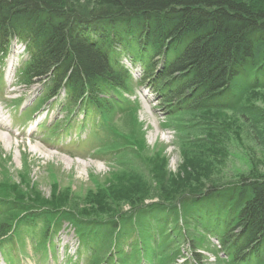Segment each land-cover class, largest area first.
I'll return each mask as SVG.
<instances>
[{
	"label": "trees",
	"instance_id": "1",
	"mask_svg": "<svg viewBox=\"0 0 264 264\" xmlns=\"http://www.w3.org/2000/svg\"><path fill=\"white\" fill-rule=\"evenodd\" d=\"M13 37L28 44L23 76L28 82L49 78L51 96L64 86L73 104L82 99L89 109L105 112L122 103L130 76L118 57L125 53L143 65L145 82L169 119L179 122L180 133L195 136L205 130L194 119L183 129L182 117L229 112L245 120L246 134L264 149V114L246 104L248 94L264 91V10L250 0H100L91 8L81 0H0L1 51ZM109 95L110 102L102 99ZM187 143L210 145L197 138ZM225 184L182 195L167 206L134 205L127 212L111 205L117 204L114 195L111 201L101 197L100 212L92 214L59 200H29L19 187L15 193L5 189L0 244L17 238L31 221L44 223L39 243L45 244L68 223L81 248L92 254L91 264L103 262L93 257L102 247L105 263L125 264L122 250L130 236L140 244L138 260L147 261L143 237L151 235L155 242L151 223L162 222L153 260L174 264L184 240L192 248V264H201L198 244L175 226L180 217L187 228L209 219L205 229L218 239L225 264H264V176ZM221 197L220 203L215 200Z\"/></svg>",
	"mask_w": 264,
	"mask_h": 264
},
{
	"label": "rangeland",
	"instance_id": "2",
	"mask_svg": "<svg viewBox=\"0 0 264 264\" xmlns=\"http://www.w3.org/2000/svg\"><path fill=\"white\" fill-rule=\"evenodd\" d=\"M99 1L81 0L89 8ZM250 1L264 10V0ZM130 56L120 53L118 57L125 69L130 68ZM4 62L0 55V123L4 124L0 125V134L9 139L10 147L0 141V193L7 192L5 189L15 193V187H19L29 200L35 197L44 203L59 200L61 203L58 204L87 214L100 212L99 199L107 197L111 201L114 195L117 204L111 205L127 212L134 205L161 203L167 206L182 195H196L214 185L224 189L225 183L230 181L264 176V149L259 141L250 140L243 126L245 120L238 119L233 113L206 112L200 118L182 117L180 120L187 124L183 129L189 128L194 119L203 125L207 134L180 133L179 122L169 119L163 107L155 103V98L144 88H138L140 86L130 78L129 91L125 92L122 103L112 104L105 112L90 111L83 129V117L77 116L67 131L60 134L61 127L68 124L65 114L50 112L44 119V110L48 108L43 107L46 103L40 97L42 88L28 87L20 72L16 79L8 82L2 74ZM110 98L113 96H102L108 102ZM125 100L127 104H123ZM246 104L264 114V91L248 94ZM37 108L42 109L41 115L33 121L31 115ZM95 119L99 120V126L93 124ZM56 122L60 123L57 130L53 129ZM35 124L40 126L37 128ZM27 127H30L29 131ZM214 129L215 136H210ZM196 138L210 145H188V141ZM35 147L38 152L32 151ZM106 151L113 154L103 156ZM127 191L134 197L130 198ZM223 198L215 200L220 203ZM107 216L110 214L104 213L103 217ZM182 220L181 217L178 219L179 226L175 229L181 228L183 234L198 244L196 252L201 253V264H225L218 239L205 229L209 219L199 225L191 223L188 228ZM161 223L152 222L153 230H160ZM27 225L21 226L17 238L1 241L0 264H88V254L79 248V238L68 223H64L45 244L39 243L44 223L31 221ZM153 230L155 242L151 235L148 239L143 237L148 264H157L153 253L161 231L154 234ZM49 242L51 252L46 250ZM181 243L182 255L174 264H192L190 244L184 240ZM138 246L135 235H131L123 245L125 264H134L138 260ZM105 252L102 247L93 252V257L105 261Z\"/></svg>",
	"mask_w": 264,
	"mask_h": 264
},
{
	"label": "bare ground",
	"instance_id": "3",
	"mask_svg": "<svg viewBox=\"0 0 264 264\" xmlns=\"http://www.w3.org/2000/svg\"><path fill=\"white\" fill-rule=\"evenodd\" d=\"M0 125H1V126H4L3 123H0ZM8 140H9V139H8L7 137H5L3 134H2V135L0 134V141H4V142H6V143H7L6 145L10 147V144H9ZM32 151H33V152H38L39 150L37 149V147H35V149H32ZM98 168H99V166L96 167L97 170H98Z\"/></svg>",
	"mask_w": 264,
	"mask_h": 264
}]
</instances>
